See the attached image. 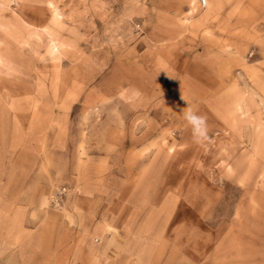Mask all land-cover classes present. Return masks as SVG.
<instances>
[{
  "label": "rangeland",
  "instance_id": "374dc122",
  "mask_svg": "<svg viewBox=\"0 0 264 264\" xmlns=\"http://www.w3.org/2000/svg\"><path fill=\"white\" fill-rule=\"evenodd\" d=\"M48 2L0 0L1 30L6 18L26 22L28 5L41 12ZM49 4L66 9L59 18L49 14L50 29H28L7 47L34 58L35 70L0 67V84L24 86L3 91V99L42 100L38 86L60 81L70 96L82 79L106 102L98 114H76L86 145L94 143L93 117L129 118L125 132L133 138L154 135L128 141L123 155L111 158L118 166L110 172V235L121 234L125 247L110 264H264V0ZM117 58L127 71L110 98V61ZM60 62L67 75L58 78ZM43 69L52 70L50 78ZM189 108L206 117L200 142L183 116Z\"/></svg>",
  "mask_w": 264,
  "mask_h": 264
},
{
  "label": "crops",
  "instance_id": "0c3cea01",
  "mask_svg": "<svg viewBox=\"0 0 264 264\" xmlns=\"http://www.w3.org/2000/svg\"><path fill=\"white\" fill-rule=\"evenodd\" d=\"M49 2L41 12L28 5L26 22L6 18L4 30L1 18L0 67L10 64L34 72V58L7 47L19 44L28 29L31 34L50 29L51 14L59 16L66 9ZM119 60L110 61V98L127 71ZM59 66L53 76L65 77L63 62ZM116 68L121 71L115 73ZM2 71L0 68V78ZM41 71L51 77L52 70ZM74 71L83 77L81 67ZM122 86L125 91L127 87ZM20 87L24 86L0 84V264H110V258L125 247L121 234L110 235V192L115 189L110 172L118 166L110 161L114 154L123 155L128 141L151 140L148 136L153 134H134L133 138L125 132L127 126L131 129V119L114 122L93 117L88 124L96 130L89 132L94 143L86 145L83 118L76 114L84 110L98 114L106 104L100 101L103 91H87L81 79L69 92L73 99H67L70 96L61 81L38 86L42 100H20L18 95L3 99V91L18 93ZM114 103L110 99V110ZM98 126L105 130L97 131ZM62 188L65 195L57 199ZM52 200H60L59 207H54Z\"/></svg>",
  "mask_w": 264,
  "mask_h": 264
},
{
  "label": "clouds",
  "instance_id": "9594fccd",
  "mask_svg": "<svg viewBox=\"0 0 264 264\" xmlns=\"http://www.w3.org/2000/svg\"><path fill=\"white\" fill-rule=\"evenodd\" d=\"M183 116L193 131L194 139L196 142H200L207 135L206 117L197 114L191 108L184 111Z\"/></svg>",
  "mask_w": 264,
  "mask_h": 264
},
{
  "label": "built area",
  "instance_id": "2783aa9c",
  "mask_svg": "<svg viewBox=\"0 0 264 264\" xmlns=\"http://www.w3.org/2000/svg\"><path fill=\"white\" fill-rule=\"evenodd\" d=\"M200 1V4L202 7H206L207 4H208V0H199ZM65 191V188H62L59 192H58V196L63 194ZM56 201V200H55Z\"/></svg>",
  "mask_w": 264,
  "mask_h": 264
}]
</instances>
